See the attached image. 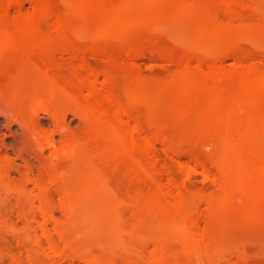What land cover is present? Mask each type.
<instances>
[{"label": "bare ground", "instance_id": "obj_1", "mask_svg": "<svg viewBox=\"0 0 264 264\" xmlns=\"http://www.w3.org/2000/svg\"><path fill=\"white\" fill-rule=\"evenodd\" d=\"M60 1L70 11L57 13L52 0H0V108L18 124L25 150L39 159L37 175L31 176L27 162L17 182L10 177L12 163L0 159V207L15 211L23 225L17 228L16 222L15 228L9 215H0V224L9 223L25 250H14L11 259L17 264H64L74 258L105 264L90 243L112 241L110 246H128L131 253L110 264H223L210 249L211 234L199 223L212 213L211 205L240 206L245 221L264 222V56L253 62L245 47L246 42L264 44V0ZM25 2L33 4L32 10H23ZM12 8L18 9L15 14ZM134 9L150 12L135 24L155 37L164 34L170 14L194 31L192 42L201 48L197 55L162 52L181 64L166 84L183 90L170 106L178 118L196 122L209 142L223 147L206 156L191 152L197 167L179 163L186 176L201 173L218 193L191 194L183 181L161 179L164 169L153 150L165 134L142 122L136 105L148 99L152 106L159 88L150 96L141 86V94L130 92L127 98L114 90L137 58L154 53V37L140 43L122 40L128 30L124 22ZM248 11L260 16L252 19ZM95 30L96 37L114 41L120 53L95 41L78 43ZM85 50L99 55V67L85 62L76 69L63 66ZM57 51L68 52L69 61L59 63L53 55ZM229 58L235 62L225 64ZM40 111L50 114L62 136L59 144L42 131ZM71 112L82 123L76 133L66 122ZM45 148H52L48 157ZM114 172L127 182L119 176L113 181ZM29 183L36 191L29 190ZM8 193L15 195L14 203L6 199ZM198 199L207 202L204 211ZM106 236L108 242L100 243Z\"/></svg>", "mask_w": 264, "mask_h": 264}, {"label": "rangeland", "instance_id": "obj_2", "mask_svg": "<svg viewBox=\"0 0 264 264\" xmlns=\"http://www.w3.org/2000/svg\"><path fill=\"white\" fill-rule=\"evenodd\" d=\"M52 1L55 3V11L57 13H64V12L70 11V7H68V5L64 4L60 0H52ZM138 3L139 5H141L142 0H140ZM32 8H33L32 3L25 2L23 6V10H32ZM17 10L18 9L16 8H12L11 11L12 13L15 14ZM146 12L147 11L142 12V10L140 11V9L129 10L126 20L124 22L125 24L128 20V23L125 24V26L128 27V30L126 34H123L124 35L123 38L122 36L121 38L122 40L125 39L124 41L126 42L140 43L146 40L147 38L148 39L151 38L150 40H152V38L154 37L156 39V42L154 44L155 48L154 46L152 47L154 49V53L150 55L151 54L150 52H152V50L150 52L147 51L146 56L137 58L135 60L136 62L134 61V64L130 65L132 67V68L130 67V73L126 75H122L118 78L114 86V90L116 89V92L120 96L127 98L128 96L127 94H129L130 92L134 93L135 91H136L135 93H138V91L140 93V90H142L141 88L143 87L145 88V91L147 92L149 91V93L151 92L152 95L150 96H153L152 91L155 90L158 93L159 90L157 89L159 88L161 90V93L160 94L156 93L157 96L154 93V96H153L154 98L157 99V103L159 104L157 105L159 107L157 105H154L153 102L156 103V100L153 97H150V99L153 98L154 100L153 101L151 99L152 101L151 105L152 106L154 105L156 108L148 105V103L146 104L147 102L146 100H148L146 99V95H145L146 102L143 101L144 99H139L137 100L138 103L136 102V105H137V108H138L137 110L140 115V120L144 123L150 124L154 129L160 130V132L162 131L163 135L165 134L164 135L165 140H163L164 142L163 141L157 142L153 150L157 158V162H159L158 164H160V166L164 169V173L160 176L161 179L163 181H167L169 178H173L177 183L183 181L185 183V186H184L185 190L191 194L200 195L201 193L202 195L204 192L213 193L214 190L218 193L216 186L214 187V185H212L213 182L207 180L206 178L204 179V176H202L201 173L194 172V173H191L189 177L186 176L181 166L179 165V163L185 162V163H188L189 165H192L193 167H197L195 166L196 163L193 161L191 157L194 153H198L202 156H206L205 154L213 150L220 152L223 149V147H221L222 145L220 146L218 144L209 142L205 134L198 129L196 122L194 121L187 122L186 120H182L178 118L177 114L170 109V106L172 105L174 101L180 99L179 96H181V92L183 90L179 88L181 86L179 87L178 86H168L169 84L168 85L166 84L167 81L174 74V72H176L181 67V64L180 62L163 57V54L165 52L169 53L170 51L171 53L175 55L181 54V55L194 56L199 53L201 48L196 46V44L192 42L194 31L188 27L186 21L184 19L182 20V18L174 17L173 14H170L171 16L169 20L166 22L169 25L167 24L164 25L166 26L165 32L163 30L164 34L162 33L161 34L162 36L160 34L158 35L156 34V37L158 36V38L154 36L155 33L151 32L152 30L148 28L146 29L145 27L135 24V22L137 23L138 19L142 18L143 15H145L143 17L149 16L150 12L145 14ZM246 15L252 19H256L260 16V14L256 11H248L246 12ZM168 29L171 30V31H168V33L170 32L171 34L174 33L173 37L171 34H169L168 36V33H166V30ZM90 34L82 39H79V42L77 40L76 41L78 43H80V40H81V43H86V42L91 43L92 41L93 42L95 41V43L97 42L99 46H101L102 48H105V49L107 48L112 51H116L120 53V48L118 47L117 44L115 46V43H113L114 41H110L109 39H104V38L101 39V37L99 36L96 37L97 30H95L94 32H91ZM86 39H88V41ZM262 43L261 44L260 43L250 44V42L245 43V47H247V49L253 55L251 58L252 60L250 59L251 61L259 62L260 60L263 59L264 44ZM155 50H157V52H155ZM162 52L164 53L162 54ZM81 53H80L81 56L79 55L78 58H73L74 60H71V64L69 66H67L66 63H64L65 65L63 64V66L66 69H68V67H70V69H73V68L76 69V67L79 66L82 62H85L89 64L90 66L92 65L93 67H99L100 63L103 62L101 58L99 57V55L96 56V54L92 52L91 50H88V51L85 50ZM155 53L156 54L159 53L158 56H155L156 55ZM53 55L55 56L54 58L58 60V62L59 61L67 62L69 61V58L71 56L66 51L65 52L57 51ZM7 62L9 64L11 63V61H7ZM234 62L235 60H233L232 58H229V59H226L224 63L233 64ZM130 84H132L133 86ZM138 88L140 89L138 90ZM182 89L184 88L182 87ZM182 95H183V92H182ZM141 101L142 103H140ZM38 117H39V123H40V127L42 131L45 133H49V134L51 133L53 135V139L56 145L59 144L62 141V136L61 134L58 133V131H56V127L52 121V118L50 117V114L48 112L40 111ZM67 120L68 121L66 122L69 123L68 125L71 128L72 132L75 131L76 133L78 129L80 130V126L82 123L80 122L81 120L75 113H72V112L69 113ZM19 133H20V128L18 124L10 123V119L2 112L0 108V159L6 158L12 163L13 169H12L10 177H11V180L14 182H17L19 181V179H21L22 172L27 170L28 163H30V166L32 167L30 174L31 176L35 177L37 175V169H38L37 165L39 164V159L35 155H33L34 153L31 151L32 152L31 154L30 150H27V148L25 150V146L22 144V139L20 138L22 136H20ZM185 148H188V150ZM51 149L52 148H45L44 156L48 157L52 152ZM177 150L181 151V153H178ZM191 152H193V154H191ZM212 169H213L212 172H214L215 169L214 168ZM115 174H118V173L114 172L111 174V177H113V181L115 180L116 182L119 181L118 176L120 177L121 182L124 181L122 179V178H125L123 175L121 176V174H118L117 176H115ZM124 182H127L126 178ZM28 188L29 190L36 191V188L34 184L32 183L28 184ZM8 194L5 195V197L7 196L6 199L9 200V202L14 203L15 202L14 200H16V198H14L15 195L11 194L13 195L11 196L9 194L8 196ZM55 197L58 198V195L56 193H55ZM198 200L200 201H198L197 206L199 204L201 205L198 207V209L200 211H204L206 209L205 206L207 207V202L204 201L203 199H198ZM196 202H195V206H196ZM99 204L101 205V203ZM100 205L99 207L103 206V205L102 206ZM213 206H218V207L213 208L211 205L212 213L208 210L209 211L208 215H205V216L202 215L201 219L199 220L200 225L202 227H206L209 231V235L211 234V244H210L211 251L215 253V255L219 254V256H222L223 264H246L245 262H247V264H251V263L252 264H264V222L258 223L256 220L245 221L243 219L240 206L227 207L221 204H218V205L214 204ZM0 209L2 211L0 215L7 214L9 215L10 220L12 219L11 225L14 226V223H15V225L17 226L18 224L17 228H20L23 226L22 222H20L15 211H9V209H7V206H3V208L0 207ZM103 209L106 210V208L104 207ZM103 209H98V212L102 211ZM109 211L111 213L110 209L108 210V212ZM61 214L62 213L60 209H56L55 215L61 217L62 216ZM95 218L93 219L94 221H95ZM100 220H102V218H100ZM48 225H49L48 227L52 226V224L50 226V223ZM0 226H2L1 227L2 229H0L1 230L0 231L1 232V235H0V264H12V263L17 264L13 261V259H11L12 257L11 254L12 253L14 254V250H15V253L25 254V250L22 249L23 247L18 243L17 237L15 236V234H14L15 236L14 238L13 232H12L13 228L9 227L10 226L9 223H8V226L7 224L6 225L0 224ZM16 226L14 227L16 228ZM105 238H107V236L104 237V239L103 237H100V243H101V239H102V242L103 240L105 242H108V240H105ZM111 243L112 241H110V244ZM108 244L109 243H106L104 245V244H99L96 241H93L92 244L90 243L92 247L89 245L88 246L91 247L94 253L96 252L95 254L98 253L101 256L105 264H110L109 262L111 261L118 263L124 258L123 255L128 254V252L131 253V248H129L128 246L126 248L122 247L120 249V246H117V244H115L114 242L112 244L114 247ZM18 245L21 246L22 248L19 247ZM20 250H23V251L21 252ZM240 253L241 254L243 253L245 257L247 256L246 258L244 257L245 262L242 261L243 259L241 260L242 257ZM70 261L71 262L74 261V263L72 262V264H87L83 261V259L81 261V259L79 260V258L78 259L74 258ZM62 262L64 264L65 263L71 264V262L69 261H62Z\"/></svg>", "mask_w": 264, "mask_h": 264}]
</instances>
